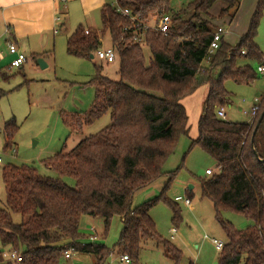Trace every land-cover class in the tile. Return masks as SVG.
I'll return each mask as SVG.
<instances>
[{"label": "trees", "instance_id": "16d2710c", "mask_svg": "<svg viewBox=\"0 0 264 264\" xmlns=\"http://www.w3.org/2000/svg\"><path fill=\"white\" fill-rule=\"evenodd\" d=\"M174 1L117 0L130 16L107 3L101 9V31L90 29L86 34L80 25L68 38L70 56L91 59L108 33L120 61V80L102 75L103 66L95 64L92 107L82 116L65 117V122L81 133L109 112L111 123L72 151L45 161L60 176L75 179V188L61 178L41 176L33 167L3 168L6 208L0 207V244L21 254L22 262L15 264H60L62 257L70 260L74 253L92 254L96 264H103L113 251L98 242H81L80 226L86 216L103 218L106 230L114 217L121 218L123 228L115 246L131 264L138 263L148 241L163 245L165 255L181 264L182 251L158 234L151 210L164 201L171 209L172 223L177 227L182 222L177 201L169 200L167 193L186 156L175 170L166 171L165 166L181 138L189 136V116L182 101L205 84L209 92L192 147L203 149L217 165L218 171L199 178V183L201 196L213 204L226 237L218 264H264V117L260 121L264 96L252 122H230L217 115L231 101L227 80L249 85L257 78L250 63L263 61L257 36L264 0H257L248 31L236 46L223 39L212 54L210 43L220 27L214 21L227 17L222 27L231 24L239 1L193 0L178 10ZM218 4L219 15H213ZM164 15L172 19L167 34L148 28L153 17ZM143 46L149 48V58ZM16 131L13 121L5 124L7 147ZM161 177L166 182L160 195L132 209L136 195ZM186 192L191 200L193 189L188 187ZM226 210L252 225L246 231L235 229L222 218ZM13 214H20L22 221L16 223ZM66 252L72 256L66 258Z\"/></svg>", "mask_w": 264, "mask_h": 264}, {"label": "rangeland", "instance_id": "374dc122", "mask_svg": "<svg viewBox=\"0 0 264 264\" xmlns=\"http://www.w3.org/2000/svg\"><path fill=\"white\" fill-rule=\"evenodd\" d=\"M86 1L78 0L60 4L59 14L64 10H66L65 14L67 12L65 29L56 27L59 32L55 35L54 44L45 51H40L34 61L31 60V54L26 53L25 56L33 65L26 63L22 69L17 70L8 69L11 60H6V63L0 65V157L3 161L0 165L1 208H6L4 167L9 165L33 167L39 175L61 178L67 185L75 188V179L60 176L50 169L45 161L56 154L72 151L83 139L97 134L111 123L110 113L107 112L101 119L85 126L81 133H76L64 120L65 117L71 118L72 115L82 116L92 107L95 99V88L92 84L96 73L95 64L103 66L102 75L113 81L120 80L118 57L113 62H107L96 56L93 59H83L67 53L68 38L80 25L85 28L91 27L95 31L102 30L101 10L86 12ZM192 1L175 0L173 8L178 10ZM238 1L240 6L237 16L233 23L225 25V30L230 32L225 38H229L231 45L238 39L236 32L241 33L240 30L245 27V24L249 25L257 5V0ZM107 3L113 4L114 0H108ZM218 10L219 4L214 7L212 14L219 15ZM225 18L227 17L221 20L217 18L214 23L222 26ZM149 23L153 25L154 20L152 19ZM51 41H53V35H51ZM257 43L263 53V61L262 63H250L257 74L256 80L249 85H238L232 80L225 82V88L231 98L230 104L225 106L226 121L252 122V110L257 105L255 100H261L264 96V75L258 73L259 66L264 65V15L260 22ZM109 48H113V43L111 36L106 33L102 38V49ZM143 49L148 57L149 48L143 46ZM39 57L48 64L47 68L42 69L38 65L37 58ZM208 65L209 62L205 60L204 67ZM202 92L203 89L200 93ZM205 99L206 97L197 96L198 107L189 106L191 113L189 136L181 138L176 153L165 166L166 171L175 170L186 156L183 167L167 193L169 200L177 201L181 210L182 222L177 227L172 223L171 209L164 201L158 202L151 210V217L156 224L158 234L182 251L181 264H190V262L218 264L220 252L216 250L212 240L226 242V237L216 219L213 204L202 198L199 183V178L206 177V169L209 168L213 172L218 171L216 162L200 147H192V140L196 138L197 132V110L202 109ZM12 121L17 131L12 144L7 147L4 127L7 122ZM165 182L166 177H161L156 183L139 192L134 199L132 209L159 196ZM189 185L194 186L190 206L185 204L184 200L187 199L186 191ZM222 218L241 231H246L252 225L250 221L230 210L224 211ZM13 220L20 223L22 216L13 214ZM174 227L177 228V235L172 240L171 230ZM122 228L123 222L119 216L112 219L107 230L103 218L86 216L82 219L80 226L81 242L84 244L91 242L90 236L95 234L96 242L113 251L103 264H125L121 262V256L115 246L119 241ZM8 251L9 248L0 245V264L10 262L7 256ZM60 264H96V257L92 254L74 253L70 260L62 257ZM137 264H174V262L165 255L163 245L148 241L140 252Z\"/></svg>", "mask_w": 264, "mask_h": 264}, {"label": "crops", "instance_id": "0c3cea01", "mask_svg": "<svg viewBox=\"0 0 264 264\" xmlns=\"http://www.w3.org/2000/svg\"><path fill=\"white\" fill-rule=\"evenodd\" d=\"M72 1L78 0H65L64 2L62 0H0V65L6 63V60L14 59V55L10 54L9 52L10 43H14L17 46L19 52L23 53L24 55H26V53L31 54L30 56L32 57V61L35 60V56H38L40 51H45L49 46L54 44L55 35L59 32V29L56 27L65 29L67 22V12L66 14L64 12L66 10L59 14L61 6L60 4H67V2ZM107 1L108 0H87L85 2L87 10L86 12H95L101 10L102 7L107 4ZM247 27L249 28V25L245 24V27L240 30L241 33L236 32L238 39L233 45L229 43V38H225L226 35L230 34V32L228 33V31L225 30V41L231 46H236L240 38L248 31ZM85 29L90 30L91 27L87 26ZM51 35H53V41H51ZM149 57L150 55L147 58ZM26 63L27 65H33L26 56L25 63L19 69H22ZM8 69H10V67ZM202 89L203 92L200 93ZM208 92L209 85L205 84L201 86L193 95L185 98L182 101L187 110L189 120L191 114L189 111V106L195 105V108H197L198 101L196 100V97L198 96L199 98H205L207 97ZM202 111L203 106L201 110H197V127L199 118L202 115ZM197 135L198 129L195 136L197 137ZM187 205H192V202ZM171 239H175V237L174 239L172 238V233ZM5 247L9 248L10 250L9 246Z\"/></svg>", "mask_w": 264, "mask_h": 264}, {"label": "built area", "instance_id": "2783aa9c", "mask_svg": "<svg viewBox=\"0 0 264 264\" xmlns=\"http://www.w3.org/2000/svg\"><path fill=\"white\" fill-rule=\"evenodd\" d=\"M63 2L65 0H62ZM115 6H117L118 11L123 15V16H130V11L128 9H122L119 7L117 0H114L113 3ZM154 20V24L152 25L151 23H149L147 26L150 29L153 30H157L160 33L163 34H167L169 32V29L171 27L172 24V19L171 16L169 15H164L161 17H153L152 18ZM89 31L86 30V34H88ZM225 36V28L220 26L217 28L216 32L213 35V39L210 43V47H209V53L212 54L214 53L216 50L219 49L220 47V43L223 41ZM138 38L136 37L135 40H137ZM9 52L10 54L14 55V59L11 60V63L9 65L10 69H19L22 67V65L25 63L26 61V56L19 52L17 46L14 43H10L9 44ZM96 57H98L101 60H105L107 62H113L116 57H117V53L116 50L113 48H109L107 50L104 49H99L96 54ZM258 72L260 74H264V65L259 66L258 68ZM255 102L257 103V105L253 108L252 110V116L253 119H255V117L257 116V113L259 111V107H260V102L261 100L256 99ZM217 115L219 118L221 119H226V112H225V107L219 108L217 111ZM2 158L0 157V164H2ZM207 176H210L213 174V171L211 169H207L205 171ZM181 199V198H179ZM186 204H189L191 202L190 199H184ZM172 238L174 239L176 233H177V229L176 228H172ZM90 241L91 242H96L97 241V236H95V234L90 236ZM213 245L215 246L216 250H218L219 252H221L224 247H225V243L217 240V239H213L212 240ZM8 259L10 261H12L13 263H21L22 262V256L19 252L17 251H10L9 254L7 255ZM66 258H70L72 256L71 252H66L65 254ZM121 262L125 263V264H130V259L127 255H122L121 256Z\"/></svg>", "mask_w": 264, "mask_h": 264}, {"label": "water", "instance_id": "95a60500", "mask_svg": "<svg viewBox=\"0 0 264 264\" xmlns=\"http://www.w3.org/2000/svg\"><path fill=\"white\" fill-rule=\"evenodd\" d=\"M93 58H94V56H91V59H93ZM37 63L42 69L48 67V64L45 62V60L43 58H40V57L37 58ZM263 117H264V112L261 115L260 121H262ZM188 187H189V189H193L194 186L193 185H189Z\"/></svg>", "mask_w": 264, "mask_h": 264}]
</instances>
